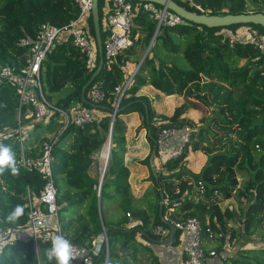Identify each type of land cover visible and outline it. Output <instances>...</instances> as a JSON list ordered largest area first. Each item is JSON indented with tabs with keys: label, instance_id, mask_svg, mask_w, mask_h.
Segmentation results:
<instances>
[{
	"label": "trees",
	"instance_id": "obj_1",
	"mask_svg": "<svg viewBox=\"0 0 264 264\" xmlns=\"http://www.w3.org/2000/svg\"><path fill=\"white\" fill-rule=\"evenodd\" d=\"M131 1L134 5L132 44L120 51L110 63L103 58L101 70L85 91L89 102L81 100V89L99 63L98 51L93 65H88L87 57L71 42L69 35H62L54 49L44 57L40 78L46 99L55 105L63 109L79 105L103 112L100 117L93 115L82 126L70 122L59 132L52 147V179L57 190L58 213L64 233L72 242L83 246L89 245L91 239L104 232L108 241V264H161L152 247L137 240L136 235L140 234L148 243H155L159 237L152 229L157 225L168 226L161 217L166 207L171 208L167 222L195 216L201 221L203 230L208 225L214 232H224L222 216L233 218L237 214L227 207L219 209L216 204L234 195L240 201L244 194L238 189L237 165L247 161L257 165V173H264V54L249 43L221 42L224 31L233 30L243 23L210 27L184 20L173 25H160L156 30L157 20L136 6L138 0ZM174 1L196 12L200 10L192 2L210 9L211 13L249 10L264 13V0H250V8L246 7V0ZM102 6L103 0H98L103 43L107 31L102 26ZM78 11L74 0H0V69L11 65L18 70L25 63L27 46L20 44L21 38L33 39L44 22L57 26L67 24L77 16ZM258 28L264 32L262 26ZM88 35L95 42L91 14L88 17ZM148 46L147 54L125 91L129 95L121 97L118 103L120 110L112 118L118 94L114 88L127 78L125 66L130 58L139 49L144 50ZM169 55L173 57L171 61H168ZM175 57L182 58L187 67L178 64ZM93 84H98L104 93L99 101L92 100L88 94ZM147 84L165 95H179L185 99L173 107L171 114L157 113L151 98L138 94L140 87ZM66 87H69L67 93L55 100L54 96ZM190 95L208 106V113L199 119L200 125L191 132L179 156L166 159L162 169L156 172L150 168L147 179L152 185L142 197L136 198L142 202L139 204L132 194L128 180L130 171L124 162L126 125L122 114L136 112L140 118L136 132L142 128L149 131L146 139L150 151L143 159L137 160L149 166L150 152L156 146L162 128L194 125L193 120L184 115L189 103L199 106L197 102L190 101ZM90 102L96 103V106ZM18 107L16 85L8 78L0 80V144L11 146L19 169L16 175L10 169L0 174V229L17 228L26 222V196L39 195L46 178L20 160L22 156L35 158L41 155V143L46 138L39 139L32 146L28 138L40 125L49 129L53 127L59 117V113L54 111L46 122L30 119L24 117L26 105L21 107L20 116ZM214 123L218 124L222 133L213 129ZM19 127L24 130L20 132ZM109 134V157L100 182L88 170ZM224 134L229 135L227 139L222 137ZM210 136L213 141L209 139V149L204 147L207 155L204 163L197 172L191 171L187 166L188 152L199 149L202 140ZM67 139H70L68 146L63 143ZM176 168L167 174L163 171ZM160 192L163 200L167 199V205L163 203L161 208V215ZM105 200L117 202L119 215L115 219L103 214ZM17 206L23 208V214L10 219ZM262 208L260 211L249 207L240 210V218L245 221L248 234L261 230L259 238L262 245L228 250L223 247V237H218L215 251L222 264H264V198ZM130 221L137 222L128 225ZM229 234L228 240L232 242L233 231ZM178 235L177 230L174 244L179 242ZM203 236L208 239L205 233ZM50 247L49 243H41L36 250L33 238L15 237L0 251V264H56L55 260H48L47 250ZM125 250L127 259L120 254ZM143 255L147 259L141 260ZM103 256L104 251H101L95 258L100 261Z\"/></svg>",
	"mask_w": 264,
	"mask_h": 264
},
{
	"label": "built area",
	"instance_id": "obj_2",
	"mask_svg": "<svg viewBox=\"0 0 264 264\" xmlns=\"http://www.w3.org/2000/svg\"><path fill=\"white\" fill-rule=\"evenodd\" d=\"M74 1L79 8L75 18L61 26L49 22L42 23L33 39L27 37L20 39V44L27 46L25 63L18 70L11 65H4L0 69V80L8 78L16 85L19 104L18 116H20L21 107L26 105L24 117L41 119L43 122H46L50 114L56 111L59 113L60 118L59 131L42 141L41 155L35 158L22 156L20 160L22 164L41 172L46 178V182L40 190L39 195L33 197L28 194L26 196L28 207L26 222L17 228L4 227L0 229V251L5 244L11 242L15 237L33 238L34 247L38 250L39 244H51L52 237L59 234L66 237L73 245L74 259L71 261V264H108V241L104 232L91 239L89 245L83 246L72 242L64 233L58 213L57 190L52 179V147L59 136V132L70 122L76 126H82L93 118V114L88 109L81 108L80 106L63 109L52 101L47 100L42 90L40 78L42 60L47 53L54 49L56 41L62 35L71 36V42L87 57L88 65H93L95 61L97 54L96 44L90 35H88V17L91 14L92 0ZM192 4L200 12L211 13L210 9H205L198 3L192 2ZM105 5L107 9L104 10L103 27L107 31V34L103 42L102 53L106 62L110 63L120 51L132 44L134 5L131 0H106ZM136 6L141 7L151 17L155 18L158 28L160 25H173L185 20L167 7L157 6L153 2L139 1ZM246 12L254 11L249 10ZM237 41L249 43L264 54V32L258 27L240 25L233 30L224 31L221 36V42L233 44ZM130 81L131 77L128 76L114 88L118 94L111 112L112 118L116 113L115 109L118 108L121 97L129 95L125 91ZM88 94L94 101H99L104 96L98 84H93L89 88ZM20 129L22 130V127H19ZM190 131L191 129L188 124L162 128L156 140L157 153L164 160L179 156L184 150L185 143L190 136ZM107 160L108 158L104 162L103 172L105 171ZM164 201L166 202L167 199H164ZM169 223L176 227V231L178 230L179 234L184 235V257H182L178 264H206L208 257L216 255L214 248H205L203 233L212 241H215L218 237L225 238L223 247L226 249L231 248V242L228 240L230 237L229 232H214L208 225L203 230L201 221L195 216L170 220ZM152 232L159 237L158 239H164L169 234V226L157 225L152 229ZM101 251H104L103 259L100 261L96 260V255Z\"/></svg>",
	"mask_w": 264,
	"mask_h": 264
},
{
	"label": "rangeland",
	"instance_id": "obj_3",
	"mask_svg": "<svg viewBox=\"0 0 264 264\" xmlns=\"http://www.w3.org/2000/svg\"><path fill=\"white\" fill-rule=\"evenodd\" d=\"M105 2L106 0H103V3ZM251 6H252L251 1L246 0V7L250 8ZM241 26L260 27V25L254 24V23H243ZM152 41L153 39L151 40L149 46L151 45ZM149 46L147 47L148 49L147 48L144 50L139 49L137 54L130 58V61L125 66V71H129L131 69H135L136 67H138L140 61L142 60L144 53L146 51L148 52ZM171 58L173 59L172 55H169L168 61H171ZM177 58L175 57V60L179 62L178 64H181L187 67V63L182 58H179V57ZM68 89L69 87L62 89L60 93L54 96V99L57 100L58 97L63 96L65 93H67ZM201 89H204V87H202ZM226 93L229 94L228 92ZM225 96L228 97L229 95L225 94ZM184 99H185L184 96H179V95L167 96V98L162 99L161 101L157 102V107L163 112H167L174 105H178L181 102H183ZM189 99L190 101H194L199 104V106H196V105H191L189 103L188 108L186 112L184 113L185 116H187L189 119L193 120L194 122L193 126L188 124L191 129L190 131V135H191V132L197 129L198 126L200 125L199 119L202 117V115H204L205 113L206 114L208 113V106L201 103V101L197 100L193 95H190ZM160 110H157L155 108V111L157 113H162ZM172 110L173 108L171 109V113H172ZM31 127H32V124L30 125V128ZM59 128L60 127L58 125L57 126L54 125L50 129L46 128L44 125H40L34 130L31 136L28 134L29 131L27 132L28 137L30 136L28 138L29 139L28 143L31 146L35 145L39 139L43 137L48 138V137L53 136L54 132L58 131ZM213 129L218 131L219 133H222V131L220 130V127L216 123L213 124ZM23 130L24 129H22V131ZM225 134H228V133H225ZM225 134L222 137L224 139H227L229 135H225ZM209 139L213 141L211 136L208 139H203L199 149L191 150L188 152L190 154V162H188L187 166L190 168L191 171L197 172L202 166V164L204 163L207 157L206 153L204 152V147L209 149V147L211 146L210 144H208ZM107 140L108 138L106 139L104 144L107 142ZM63 143L64 145L68 146L70 143V139L65 140ZM100 153L101 151H99V153L97 154V157L101 155ZM256 169H257L256 164H251V163H248L247 161H243L241 164L239 163L237 165V172H238L237 178L239 181L238 189L244 191V194L240 197V201H238L236 195H234L232 197H229L228 199L221 200L216 204V206H218L219 209L224 210L227 207L229 209H233L235 213L237 214L233 218H227L225 216L224 217L222 216V219H221V221H223V226H224L222 230L224 232L233 231L234 236L232 237V247L235 250L241 246L248 248V247H257L258 245H262V242L259 238V234L261 230H258L255 234H252V235L248 234L247 229L244 227L245 221L243 222L240 218L242 217L241 212H240L242 207H249L250 209H253L255 211H260L263 209L262 199L264 198V182H263L264 173L263 172L257 173ZM171 171H173V169H165L164 173L167 174ZM110 202H112V200L103 201L102 212L108 217L115 218L119 214L117 210V204L110 203ZM103 206L107 207V209H104ZM222 210H220V213ZM138 239L141 240L139 237ZM216 242H219V241H216ZM212 243L215 244L213 241ZM231 252H232L231 254H233V251ZM126 253H127V250L121 251V255H124V257L127 259L128 257ZM145 259H147V256L145 255L141 256V260H145Z\"/></svg>",
	"mask_w": 264,
	"mask_h": 264
},
{
	"label": "crops",
	"instance_id": "obj_4",
	"mask_svg": "<svg viewBox=\"0 0 264 264\" xmlns=\"http://www.w3.org/2000/svg\"><path fill=\"white\" fill-rule=\"evenodd\" d=\"M106 9H107V7H106L105 3H103V6H102L103 13H102V19H101L102 26H103V21L105 18L104 10H106ZM135 70H136V68L127 71V77L129 76L132 78V75L134 74ZM138 94L148 95L151 98L152 106L154 107V109L156 108L157 110H160L157 107V102L161 101L162 99L167 98V96H171V95L163 94L162 92L155 89L153 86H151L149 84L141 86L140 89L138 90ZM179 101H180V99H179ZM77 106H79V105H77ZM173 107H171L170 110H168L167 112H163L162 110H160V111L169 115L171 113V109ZM88 110L95 117H100L101 115H103V112L101 110H98V109H92V110L88 109ZM122 118H123L125 125H126V130H125L126 150L124 153V162L128 166L129 171H130L128 180H129V183H130V186L132 189V194L136 199V198L142 197L144 192L147 190V188H149L152 185V182L147 179L150 168L153 172L158 171V169H162L161 165L165 160L162 159L161 156L156 151L152 158H151V152H150L149 166L138 163L137 160L143 159L150 151V146H149V143L146 139V134L148 133L147 129L142 128L138 132H136L135 129L140 124V118L136 112H128V113L122 114ZM55 120H56L55 125L59 126L60 125L59 124L60 118L58 117ZM51 130H49V131H51ZM104 145H102V147L100 148L99 151L102 150ZM108 157H109V155H108ZM150 158L152 160L151 162H150ZM100 160H101L100 157L99 156L97 157V155H96L94 157V161L91 163L89 170H88L89 174L93 177H96L98 179V181H101L103 174H104L103 170H102V168H103L102 164H104V163H101L102 161H100ZM188 162H190V155H188L187 164H188ZM153 168L155 170H153ZM177 169L178 168L173 169V171H175ZM226 199H228V198H226ZM136 202L139 204L142 203L138 199H136ZM166 202L163 200L164 204H166ZM110 203H116L117 204V202L115 200H112V202H110ZM104 209H107V207H104ZM170 210H171L170 207H166V209L164 211V215L162 216L165 220L168 219V213ZM118 215H117V217H118ZM136 222L137 221H130L128 223V225H133ZM138 237L141 240H139ZM178 237H179V242L177 244H174V242H173L171 245H164V244H159L157 242L148 243L147 241H145L141 237L140 234L136 235L137 240L141 241L142 243H147L149 246L152 247L154 252L157 254L161 264H178L179 261H181L182 257H184V235L179 234ZM223 239L225 240V238H223ZM213 242L215 244H213L212 240H210V239H204L205 248L212 249L214 247V249H215V245L217 242L216 241H213ZM231 249H233L232 242H231V248H229L228 250H231ZM120 254H121V251H120ZM206 264H222V262L220 260V256L214 255V256L208 257L206 259Z\"/></svg>",
	"mask_w": 264,
	"mask_h": 264
},
{
	"label": "water",
	"instance_id": "obj_5",
	"mask_svg": "<svg viewBox=\"0 0 264 264\" xmlns=\"http://www.w3.org/2000/svg\"><path fill=\"white\" fill-rule=\"evenodd\" d=\"M138 1H148V2L157 3L161 6L167 7L171 11L180 15L185 20L192 21L194 23L204 24V25L210 26V27L228 26V25L235 24V23H254V24H258L264 28V13L261 11L241 12V13L227 12V13H223V14L204 13V12H196V11L187 9L184 6L178 4L174 0H138ZM91 15H92V21H93V27H94L95 43H96V48H97L98 55H99V63L97 65L96 69L92 72V74L88 78V80L82 86L81 100L84 102H89L85 96L86 88L92 82V80L98 74V72L101 70L102 64H103V53H102L103 43H102L101 31H100L98 0H92ZM157 29H158V27L156 26V30ZM146 54H147V51L144 53L142 59L145 57ZM90 103H91V105L96 106V103H94V102H90ZM143 105H144V108L146 111L147 110L146 103L144 102ZM119 110H120L119 108H116L115 112H117ZM148 133H149V131H148ZM110 143H111V134L108 135V144H109L108 155H109ZM155 152H156V146L151 151V158L153 157ZM151 158H150V162L152 161ZM153 170H155V169L153 168ZM162 206H163V194L160 192V202H159L160 215H161ZM161 217H162V215H161ZM162 219L164 220V222L168 223L169 234L164 239H157L156 242L159 244L171 245L175 241L176 227L173 224L167 222V220H165L163 217H162Z\"/></svg>",
	"mask_w": 264,
	"mask_h": 264
},
{
	"label": "clouds",
	"instance_id": "obj_6",
	"mask_svg": "<svg viewBox=\"0 0 264 264\" xmlns=\"http://www.w3.org/2000/svg\"><path fill=\"white\" fill-rule=\"evenodd\" d=\"M8 169L11 170L13 175L19 173L15 154L11 146L0 144V174H3ZM22 214L23 208L17 206L9 218L15 219ZM47 257L49 261L55 260L56 264H71L74 259L72 243L63 235H55L52 237L51 247L47 250Z\"/></svg>",
	"mask_w": 264,
	"mask_h": 264
},
{
	"label": "bare ground",
	"instance_id": "obj_7",
	"mask_svg": "<svg viewBox=\"0 0 264 264\" xmlns=\"http://www.w3.org/2000/svg\"><path fill=\"white\" fill-rule=\"evenodd\" d=\"M108 147H109V144H108V140H107V142L105 143V145H104V147L102 148V150H101V155H99V157H100V161H102L101 163H104L105 161H106V159L108 158ZM102 165H104V164H102Z\"/></svg>",
	"mask_w": 264,
	"mask_h": 264
}]
</instances>
